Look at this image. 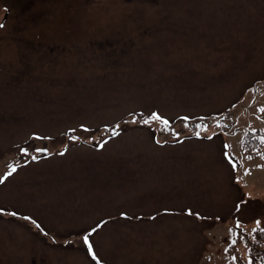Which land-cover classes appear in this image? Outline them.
Masks as SVG:
<instances>
[{
    "label": "rangeland",
    "instance_id": "obj_1",
    "mask_svg": "<svg viewBox=\"0 0 264 264\" xmlns=\"http://www.w3.org/2000/svg\"><path fill=\"white\" fill-rule=\"evenodd\" d=\"M0 24V264H227L264 225V0H0Z\"/></svg>",
    "mask_w": 264,
    "mask_h": 264
},
{
    "label": "trees",
    "instance_id": "obj_2",
    "mask_svg": "<svg viewBox=\"0 0 264 264\" xmlns=\"http://www.w3.org/2000/svg\"><path fill=\"white\" fill-rule=\"evenodd\" d=\"M118 131V130H117ZM116 132L103 136V141L114 137ZM264 143V131H249L243 137V147L249 152L258 151ZM229 260L227 264H264V225L250 233L239 227L234 228L232 240L228 244Z\"/></svg>",
    "mask_w": 264,
    "mask_h": 264
},
{
    "label": "crops",
    "instance_id": "obj_3",
    "mask_svg": "<svg viewBox=\"0 0 264 264\" xmlns=\"http://www.w3.org/2000/svg\"><path fill=\"white\" fill-rule=\"evenodd\" d=\"M120 214H124V212H119V215ZM100 230H102V228L100 229ZM100 230H99V232H100ZM102 234H100V233H98V236H101Z\"/></svg>",
    "mask_w": 264,
    "mask_h": 264
},
{
    "label": "snow or ice",
    "instance_id": "obj_4",
    "mask_svg": "<svg viewBox=\"0 0 264 264\" xmlns=\"http://www.w3.org/2000/svg\"><path fill=\"white\" fill-rule=\"evenodd\" d=\"M0 27H3V25H2V24H0ZM261 111H264V109H261ZM156 118H158V119H159L160 117H158V116H157ZM145 122H147V121H145ZM165 123H166V122H165ZM13 215H14V213H13Z\"/></svg>",
    "mask_w": 264,
    "mask_h": 264
}]
</instances>
